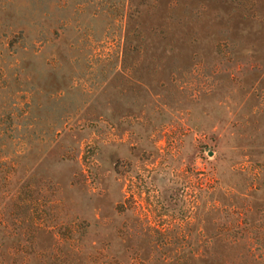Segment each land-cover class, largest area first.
<instances>
[{"label": "rangeland", "instance_id": "obj_1", "mask_svg": "<svg viewBox=\"0 0 264 264\" xmlns=\"http://www.w3.org/2000/svg\"><path fill=\"white\" fill-rule=\"evenodd\" d=\"M0 264H264V0H0Z\"/></svg>", "mask_w": 264, "mask_h": 264}]
</instances>
